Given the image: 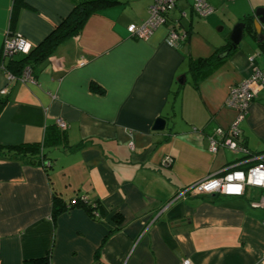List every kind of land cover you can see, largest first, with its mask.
Masks as SVG:
<instances>
[{
	"label": "crops",
	"instance_id": "0c3cea01",
	"mask_svg": "<svg viewBox=\"0 0 264 264\" xmlns=\"http://www.w3.org/2000/svg\"><path fill=\"white\" fill-rule=\"evenodd\" d=\"M79 1L0 0V148L41 145L47 135L50 162L0 155V264H264V209L250 207V194L178 196L225 166L254 164L210 152L209 138L235 118L230 88L252 67L264 72L256 18L264 0H205L213 12L201 19L194 0H180L144 39L127 29L147 20L152 0H106L32 68V81H9L5 36L20 35L32 50ZM240 22V48L219 59ZM170 27L187 40L170 47ZM159 118L165 127L154 131ZM239 128L249 153L264 154V89ZM53 197H85L99 205L97 217L77 207L53 223Z\"/></svg>",
	"mask_w": 264,
	"mask_h": 264
},
{
	"label": "built area",
	"instance_id": "2783aa9c",
	"mask_svg": "<svg viewBox=\"0 0 264 264\" xmlns=\"http://www.w3.org/2000/svg\"><path fill=\"white\" fill-rule=\"evenodd\" d=\"M180 0H152L148 8V18L141 25H130L127 29L132 37L137 39L147 38L152 32L158 29L165 22V17L176 6ZM193 14L201 19L213 12V8L205 0H194L192 5ZM187 40L185 32L179 33L173 27L168 29V45L176 47L179 43ZM31 50L30 44L20 35L7 34L2 43V56L5 59L17 55H27ZM9 81L15 79L32 81L31 72L25 68L19 78L7 73ZM264 89V72L257 67H252L249 76L239 84L232 86L228 92L226 105L235 111V118L231 125L223 130L216 129L213 136L209 138V151L217 152L218 149H227L234 154L244 156L245 160L254 164L240 169L239 162L225 166L218 175L208 176L191 186L181 190L178 196L185 195H217L226 197H243L250 194L249 205L251 208L264 209V154L254 155L241 143L240 124L245 120L248 109L254 100L256 93ZM5 90L1 92L4 94ZM60 131L66 130V123L63 120L56 122ZM170 165L171 159L166 158L163 162ZM50 162L45 161L43 167L48 168ZM81 201L87 203L85 197ZM72 204H75L73 201ZM94 204V203H93ZM95 205V204H94ZM93 205V206H94ZM97 217V215H95ZM183 264H188L187 261Z\"/></svg>",
	"mask_w": 264,
	"mask_h": 264
},
{
	"label": "trees",
	"instance_id": "16d2710c",
	"mask_svg": "<svg viewBox=\"0 0 264 264\" xmlns=\"http://www.w3.org/2000/svg\"><path fill=\"white\" fill-rule=\"evenodd\" d=\"M104 3H107L106 0H81L79 1L72 12L58 24V26L34 49L30 50L27 55H22L24 58L15 61L13 58L9 59V63L6 66V71L14 76L19 78L25 68H28L31 72L32 68L44 62L49 55L52 53L54 48L59 44L63 43L70 37L77 35L82 27L84 26L86 20L89 16L97 11L100 6ZM213 60V57L200 60L192 67V71H197L198 68L202 67L204 64H208ZM52 141L56 142L57 137L52 136ZM47 143V135L45 140L41 145H30V146H17L12 148H0V155L8 159H17L21 160L24 163L28 164H41L44 165L46 160L43 154V148ZM82 197H77L69 201L68 204H65L59 198L53 197L51 217L53 223H55L56 218L64 213L69 211L72 208H82L86 210L90 216L96 219L97 210L99 205L97 203H90L87 200V203L81 201ZM75 204H72V202ZM94 205V206H93ZM24 264H35L33 262H26Z\"/></svg>",
	"mask_w": 264,
	"mask_h": 264
},
{
	"label": "water",
	"instance_id": "95a60500",
	"mask_svg": "<svg viewBox=\"0 0 264 264\" xmlns=\"http://www.w3.org/2000/svg\"><path fill=\"white\" fill-rule=\"evenodd\" d=\"M256 18H257L258 25L260 27L264 26V13H261V14L257 13ZM245 29H246L245 22H240L233 27L231 34L229 36L230 48L227 49L226 51H224L223 54L219 55L218 56L219 59L225 58L228 55V53L230 52V50L240 48L241 41L246 36ZM255 32H256L257 38H260L261 37V31H258L255 29ZM164 127H165V120L162 118H159L156 120L154 127H153V130L154 131H162L164 129Z\"/></svg>",
	"mask_w": 264,
	"mask_h": 264
}]
</instances>
